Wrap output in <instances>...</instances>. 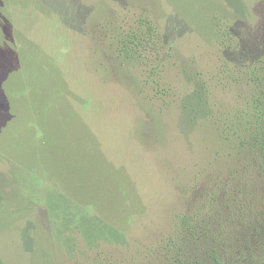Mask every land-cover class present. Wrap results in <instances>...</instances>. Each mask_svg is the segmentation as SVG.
<instances>
[{
    "label": "rangeland",
    "instance_id": "obj_1",
    "mask_svg": "<svg viewBox=\"0 0 264 264\" xmlns=\"http://www.w3.org/2000/svg\"><path fill=\"white\" fill-rule=\"evenodd\" d=\"M257 100L264 0H0V264L116 260L100 223L132 257L224 198L252 208L234 231L257 248L264 184L239 153Z\"/></svg>",
    "mask_w": 264,
    "mask_h": 264
},
{
    "label": "trees",
    "instance_id": "obj_2",
    "mask_svg": "<svg viewBox=\"0 0 264 264\" xmlns=\"http://www.w3.org/2000/svg\"><path fill=\"white\" fill-rule=\"evenodd\" d=\"M143 34L147 39L143 40L137 34L130 35L122 41L121 48L130 55L149 46L150 39L155 44L156 32L152 26ZM189 99L193 103L197 95L190 96ZM256 102L258 126L249 138L240 143L239 153L242 159L252 161L255 166V178L264 184V104L259 100ZM189 107L187 105L186 109ZM198 109L192 106L188 112L190 115L195 112V116L202 115L203 109H200L201 113ZM243 209L245 207L242 203L231 199L204 201L193 212L175 216L168 234L158 238L152 245L133 248L132 257L128 256L129 249L124 243L123 235L100 223L98 231L90 234H97V237L106 240L110 238V242L118 246L114 249L116 260L113 255L105 253L92 256L87 250L86 254H80V258L74 249L70 250L68 255L73 257H70L71 261L76 260L73 264H83L80 259L84 260V264H264V210L255 223L258 227H249L258 243L257 248L243 249L244 247L237 246L240 238L235 231L240 226L251 224L248 221V211L251 212L252 208Z\"/></svg>",
    "mask_w": 264,
    "mask_h": 264
}]
</instances>
